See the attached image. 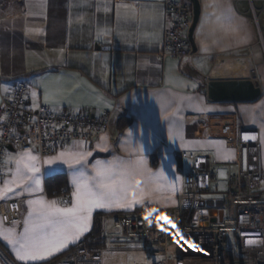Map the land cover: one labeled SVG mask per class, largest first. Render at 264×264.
I'll return each mask as SVG.
<instances>
[{"label": "crops", "instance_id": "crops-1", "mask_svg": "<svg viewBox=\"0 0 264 264\" xmlns=\"http://www.w3.org/2000/svg\"><path fill=\"white\" fill-rule=\"evenodd\" d=\"M169 1L190 4L188 0H124L158 10L161 18L156 22L139 24L118 23L114 8L104 11L105 4L114 6L120 0H0V96L17 82H23L30 88L28 102L32 108L43 105L52 110H88L93 115L110 111V127L101 135L105 140L100 137L93 144L84 143L83 148L79 143L68 148L91 153L82 169L88 174L97 160L135 159L142 150L147 167L153 172L163 171L168 181L180 178L176 192L168 194L170 199L157 195L152 197L156 202L132 210H95L90 231L97 213L103 214L102 222L105 217L133 214L131 212L140 207L148 206L158 212L175 208L189 168L182 173L183 162L176 158L180 153L209 155L219 166L218 172L225 171L227 175L236 171V145L242 130L253 129L258 133L261 151L264 56L248 1L197 0L199 14L192 32L195 56L160 62L156 53L168 21L164 6ZM223 14L233 15L241 34L247 33L246 42L238 43L235 36L215 23L216 17ZM35 29L40 32L32 31ZM205 45L208 50L202 51ZM51 80L79 87L55 104L45 103L43 85ZM227 80H253L259 84L261 95L250 103L209 101L207 82ZM181 97H191L192 101L180 102L179 112L173 117L171 114L176 111ZM169 100L171 104L166 103ZM170 129L179 135L170 138ZM17 153L9 147L5 160ZM263 155L262 152L259 162L264 185ZM39 157L42 195L51 200L45 194V179L61 176L71 196L73 170L59 160L44 164L47 157ZM140 180L139 175L134 176L133 185ZM224 184L225 180L220 181L219 188ZM128 195L131 197L132 189L128 190ZM29 198L33 197L20 198L23 201L21 221L27 211L25 201ZM72 246L46 262L58 256L61 259ZM0 247L14 259L3 241ZM116 254H107L104 264H119L114 262L118 259ZM0 264H8L1 250Z\"/></svg>", "mask_w": 264, "mask_h": 264}, {"label": "built area", "instance_id": "built-area-1", "mask_svg": "<svg viewBox=\"0 0 264 264\" xmlns=\"http://www.w3.org/2000/svg\"><path fill=\"white\" fill-rule=\"evenodd\" d=\"M248 1L251 7L258 2L259 13L264 14V0ZM164 13L168 21L156 57L160 62L193 58L195 52L187 37L192 24L191 5L169 1ZM254 20L257 24L258 17ZM260 44L264 52L263 40ZM29 91L28 85L17 82L0 96V117H5L0 121V162L5 160L9 147L48 157L74 143L93 144L110 127L112 114L108 110L93 115L88 110H52L43 105L32 108ZM245 136L254 139H244ZM236 150V171L227 173L222 189L217 178L219 166L209 155L180 153L178 159L188 161L189 168L175 208L158 212L149 220L145 219L147 214L105 217L100 233L103 247L90 248L80 240L53 264H104L107 254L119 252L145 256L149 264H264V186L258 133L242 130ZM51 199L69 201L68 189L52 192ZM186 210L194 215L180 226V217ZM22 213V199L0 205V218L6 226L12 220L20 222ZM107 221L111 231H107ZM161 227L168 231L162 232ZM248 240L256 242L255 246H248Z\"/></svg>", "mask_w": 264, "mask_h": 264}, {"label": "snow or ice", "instance_id": "snow-or-ice-1", "mask_svg": "<svg viewBox=\"0 0 264 264\" xmlns=\"http://www.w3.org/2000/svg\"><path fill=\"white\" fill-rule=\"evenodd\" d=\"M113 8L118 23H154L161 18L155 7H142L124 0H120L114 6L104 5L105 12ZM99 10L98 7L97 11ZM215 23L225 32L235 36L238 43L247 41V33L241 34V29L235 23L233 15L217 16ZM32 31L40 32L39 29ZM207 50L206 45L202 47V51ZM43 86L44 102L53 104L79 87L76 84L69 87L59 80L45 82ZM32 95L35 97L36 93L33 92ZM184 100L191 103L192 98L181 97L177 102L176 111L171 114L173 117L179 112V103ZM166 103L171 104L172 101L169 100ZM3 119L5 117H0V121ZM173 135H179V133H173L170 129V138ZM105 139L101 137V140ZM244 139H254V137L245 136ZM79 147H84L83 141L79 142ZM89 155L91 153L85 151L66 149L56 156L43 160V163L48 165L59 160L73 170L71 178L73 191L69 201L48 200L42 195L40 157L32 150H21L15 156L0 162V177H2L0 202L15 201L24 196L33 197L25 201L27 211L22 221L12 220L10 226H5L3 219L0 218V241L10 248L17 264H44L67 250L69 246L77 244L90 231L95 210H132L145 206L147 203L156 202L152 200L153 196L159 195L163 199H170L171 196L168 194H174L177 190L180 178L168 181L163 171L153 172L147 167L142 150L135 159L124 160L117 157L107 162L97 160L92 164L91 174L82 170L88 163ZM227 158L226 156L225 159ZM137 175L141 177V180L133 185L132 179ZM150 184L153 187L149 188ZM129 189H132L131 197L128 195ZM11 206L13 209L17 207L15 203ZM156 211L157 209H153L145 216V219L149 220ZM172 227L175 228L176 225L172 224ZM161 231L168 230L161 227ZM181 238L183 239V236ZM185 243H187L186 240ZM246 243L248 246L256 244L252 240Z\"/></svg>", "mask_w": 264, "mask_h": 264}, {"label": "water", "instance_id": "water-1", "mask_svg": "<svg viewBox=\"0 0 264 264\" xmlns=\"http://www.w3.org/2000/svg\"><path fill=\"white\" fill-rule=\"evenodd\" d=\"M192 7V24L188 30V41L192 52H195L192 40V32L198 20L199 6L197 0H188ZM261 95V89L253 80H227L209 81L206 84V96L209 101L215 103H250L257 100ZM212 212H210L211 214ZM222 213H219L221 219ZM214 222V220H211Z\"/></svg>", "mask_w": 264, "mask_h": 264}, {"label": "trees", "instance_id": "trees-1", "mask_svg": "<svg viewBox=\"0 0 264 264\" xmlns=\"http://www.w3.org/2000/svg\"><path fill=\"white\" fill-rule=\"evenodd\" d=\"M178 157L179 156L177 155L176 158H177L178 162H181V160H179ZM179 164L180 163H178V165ZM61 188H67L68 189V186H67V184L65 182L64 177L55 176V177H51V178L45 179V194H46V196L48 198L52 197V192L59 191ZM68 191H69V189H68ZM153 209L154 208H151V207H148V206L140 207V208H137V209L133 210L131 213H133V214H148ZM156 213H158V210L155 212V214ZM193 215H194V212H192V211H187V210L183 211V213H182V215L180 217V220H179L180 226H184L185 224H187L191 220ZM102 216H103V214H100V213L99 214L97 213L94 216V221H93V226H92L91 231L82 238V240L90 248H101V247H103V240L101 239V236H100V233H101V218H102ZM72 247H70L69 251L71 250ZM0 250H1V253L3 254V256L11 264H17V262L13 259V257L10 255V253L7 252V250L3 249L2 247H0ZM59 259H60V256L52 259L49 262H45L44 264H53L54 262L58 261Z\"/></svg>", "mask_w": 264, "mask_h": 264}, {"label": "rangeland", "instance_id": "rangeland-1", "mask_svg": "<svg viewBox=\"0 0 264 264\" xmlns=\"http://www.w3.org/2000/svg\"><path fill=\"white\" fill-rule=\"evenodd\" d=\"M248 5H249V13L251 14L252 22H253V20L255 18L258 17V23L256 24V22H255L256 20H254L253 24L258 29V45L260 46V48H261V50L263 52L262 44H260V41L263 40V43H264V14L263 13H259V9H260V6L261 5L258 2H255L254 1V3H253V6L254 7H251L250 6L251 5L250 2L248 1ZM261 35H262V38H260ZM260 39H262V40H260ZM263 56H264V52H263ZM263 65H264V63H263ZM254 77H255V75H254ZM257 78H258V76H257ZM261 146H262V148H261L260 154L262 152L264 153V141H262ZM182 162H183L182 173H185L186 172V168L189 166V162L186 161V160H182ZM221 173H223V175H221ZM217 178L220 181H224L226 179L225 171L224 172H221V171L218 172ZM106 227H107V231H111L112 230L111 227H110V224H108V222H106ZM116 255L118 256V259H115L114 260V262H116V263H119V264H129V262H131L130 259H132V258H130V255H132V254H128V253H125V252H123V253L122 252H119ZM136 255H138V254H136ZM138 256L140 257V259L142 260V262L144 264H149L150 263V260L149 259H146L145 256H142V255H138ZM7 263L8 264H11L8 260H7Z\"/></svg>", "mask_w": 264, "mask_h": 264}, {"label": "bare ground", "instance_id": "bare-ground-1", "mask_svg": "<svg viewBox=\"0 0 264 264\" xmlns=\"http://www.w3.org/2000/svg\"><path fill=\"white\" fill-rule=\"evenodd\" d=\"M130 258L132 259H130L129 264H144L138 255H130Z\"/></svg>", "mask_w": 264, "mask_h": 264}]
</instances>
